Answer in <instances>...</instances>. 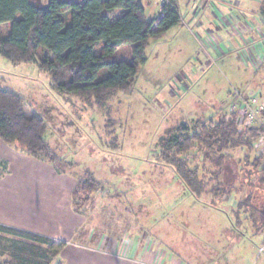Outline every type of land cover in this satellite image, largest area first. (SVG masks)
<instances>
[{
  "label": "rangeland",
  "instance_id": "374dc122",
  "mask_svg": "<svg viewBox=\"0 0 264 264\" xmlns=\"http://www.w3.org/2000/svg\"><path fill=\"white\" fill-rule=\"evenodd\" d=\"M141 2L147 18L158 19L156 2ZM176 5L182 24L149 41L148 60L140 67L133 90L110 98L109 111L56 93L49 74L38 65L15 66L1 56L0 84L24 99L27 115L46 121V140L62 157L56 164L60 172L77 182L92 173L106 187L131 190L130 194L117 188L99 190L88 200L82 196L83 201L74 202L86 224L73 243L96 249L106 237V249L111 251L127 237L144 240L160 235L167 246L177 247L184 264H263L264 236L247 219L249 214L241 211L239 220L234 216L235 204L251 188L237 167L248 150H230L233 160L226 163L225 179L237 192L228 201L218 200L211 193L217 169L195 144L191 167L200 168L205 184L204 194L197 198L161 161L159 141L183 124L194 128L215 118L216 110L237 93L250 95L257 89L264 93V0H177ZM233 36L236 48L229 42ZM260 56L263 61L256 66ZM39 57L48 56L40 51ZM118 58H130L129 48L123 47ZM106 75L103 71L101 77ZM4 164L0 176L7 172L2 171ZM251 186L254 207L264 215V183L257 180ZM204 204L214 209H204ZM52 258L53 251L46 246L0 235V262L54 264Z\"/></svg>",
  "mask_w": 264,
  "mask_h": 264
},
{
  "label": "trees",
  "instance_id": "16d2710c",
  "mask_svg": "<svg viewBox=\"0 0 264 264\" xmlns=\"http://www.w3.org/2000/svg\"><path fill=\"white\" fill-rule=\"evenodd\" d=\"M141 1L46 0V10L38 11L34 0H0V56L15 66L38 65L49 74L50 88L56 93L75 96L91 103V108L108 110L106 105L110 98L118 92L130 93L133 90L140 67L148 60L146 49L149 41L161 38L167 31L182 24L177 0H174V7L160 8L159 17L154 20L147 18ZM262 13L264 15V9ZM123 47L129 48L130 58L120 60L118 56ZM99 48L101 51L97 52ZM40 51H45L48 57L40 59ZM262 67L264 69V64ZM103 71L107 75L102 78ZM105 115H108L107 112ZM48 129L42 117L26 114L25 101L21 96L0 84L2 142L17 145L28 155L56 168L61 158L46 140ZM254 136L255 132L238 128L234 114L223 106L216 110L215 118L204 124H197L194 128L183 124L162 137L159 158L184 188L198 198L204 194L205 184L200 179V168L191 167L195 156H190L195 144H198V151L203 153L205 150V160L217 169L213 174V198L228 201L237 192L233 184L225 179L226 163L233 160L229 152L239 147L246 148L248 153L237 167L241 177L249 179L251 188L243 199L238 203L235 201L234 216L239 220L241 211L249 214L247 219L264 236V215H259L254 207L255 196L251 186L257 180L260 184L264 183L263 156L254 150ZM4 165L2 171L5 173L7 166ZM56 171L62 173L57 168ZM259 174L263 175L262 179H258ZM237 175L238 179L239 172ZM104 188L103 183L88 173L77 182L73 191V210L79 213L74 202L88 200L90 195ZM82 196L86 198L82 199ZM0 235L48 247L53 251L52 262L66 246L65 243L57 244L54 240L3 225H0Z\"/></svg>",
  "mask_w": 264,
  "mask_h": 264
},
{
  "label": "crops",
  "instance_id": "0c3cea01",
  "mask_svg": "<svg viewBox=\"0 0 264 264\" xmlns=\"http://www.w3.org/2000/svg\"><path fill=\"white\" fill-rule=\"evenodd\" d=\"M235 39L233 36L229 40L234 48ZM0 160L8 164L7 172L0 177V225L66 243L54 264H184L177 257V247L173 249L170 243L167 246L160 235L158 239L144 240L127 237L111 251L106 249V237L96 249L73 243L76 233L86 224L85 217L72 207L76 179L67 172L58 173L54 165L28 155L19 146L1 140ZM112 189L126 194L131 191L111 185L105 186L104 192Z\"/></svg>",
  "mask_w": 264,
  "mask_h": 264
},
{
  "label": "built area",
  "instance_id": "2783aa9c",
  "mask_svg": "<svg viewBox=\"0 0 264 264\" xmlns=\"http://www.w3.org/2000/svg\"><path fill=\"white\" fill-rule=\"evenodd\" d=\"M159 8L164 6L174 7V0H154ZM255 60V65L261 63ZM230 113L234 114L235 124L240 129H248L255 132L252 145L258 155L263 156L264 162V93L256 90L250 95L237 93L232 101L226 104ZM264 252V246L260 253Z\"/></svg>",
  "mask_w": 264,
  "mask_h": 264
},
{
  "label": "water",
  "instance_id": "95a60500",
  "mask_svg": "<svg viewBox=\"0 0 264 264\" xmlns=\"http://www.w3.org/2000/svg\"><path fill=\"white\" fill-rule=\"evenodd\" d=\"M40 1V0H38ZM35 7L37 8L38 11H45L46 10V5L43 3L41 4L40 2H35Z\"/></svg>",
  "mask_w": 264,
  "mask_h": 264
}]
</instances>
